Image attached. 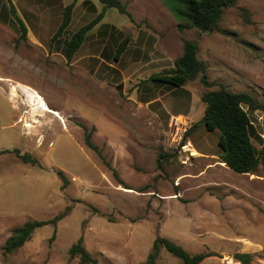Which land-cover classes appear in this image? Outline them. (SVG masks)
<instances>
[{
  "label": "rangeland",
  "instance_id": "1",
  "mask_svg": "<svg viewBox=\"0 0 264 264\" xmlns=\"http://www.w3.org/2000/svg\"><path fill=\"white\" fill-rule=\"evenodd\" d=\"M72 1L0 0V151L8 150L0 153V264H81L68 253L80 237L97 264H139L156 236L192 255L210 254L201 264H241L236 253L264 264V166L230 171L219 162L218 131L200 122L201 96L219 86L264 106V0L225 8L217 25L224 33L179 31L161 0H120L132 19L107 8L67 61L69 36L101 11L96 0H77L51 41ZM184 40L197 43L210 86L201 75L180 89L145 81L174 68ZM172 116L193 127L187 137L202 155L185 159L169 131ZM249 117L264 158V112ZM88 133L100 157L85 145ZM63 213L4 252L14 228ZM155 264L183 263L161 248Z\"/></svg>",
  "mask_w": 264,
  "mask_h": 264
},
{
  "label": "trees",
  "instance_id": "2",
  "mask_svg": "<svg viewBox=\"0 0 264 264\" xmlns=\"http://www.w3.org/2000/svg\"><path fill=\"white\" fill-rule=\"evenodd\" d=\"M73 0L66 5L62 11L60 25L51 41L58 39L71 21V14L75 6ZM101 5V11L86 25L80 27L71 34L64 44V54L67 61H71L75 52L83 44L86 33L95 27L103 18L107 8H114L120 14L132 19L126 6L120 0H96ZM168 8L172 16L179 22L178 30L183 27H192L199 31H218V23L221 20L225 8L234 5L236 0H161ZM245 15L244 12H242ZM11 14L18 23L20 38L25 39L26 28L23 22L16 15L15 9L11 8ZM128 39L124 38L118 43L113 53V60L119 61L126 49ZM197 43L184 40L182 43V55L174 61V68L167 71L151 75L147 80L155 84H163L171 88L180 89L187 82L195 80L199 75L202 85L209 87L210 83L205 76V69L202 63L197 59ZM201 101L205 104L204 114L200 122L207 131H218L217 145L220 149L219 162L225 165L230 171L237 174H254L260 165L264 166V158L257 151L252 142L254 130L250 124L249 115L256 110L261 109L264 112V106L257 104L254 98L244 92H228L224 87L219 86L215 91L204 93ZM245 107V108H244ZM193 127H190L186 136ZM85 145L94 151L99 157L98 148L90 141L89 133L84 138ZM180 149V148H179ZM8 150H2L0 153H6ZM14 153L23 163L38 165L37 160L29 155H20L18 150ZM57 175L66 184L67 180L61 171ZM115 175V172H114ZM65 213L55 216L46 221L30 220L12 230L10 237L4 245V252L10 253L21 247L27 242L32 233L45 225H55ZM55 232L52 235V239ZM163 248L170 255L180 260L183 264H201L204 259L210 256L208 253L190 254L181 246L175 244L169 239L156 236L149 254L144 262L139 264H155L160 249ZM70 258L78 257L81 264H97V260L92 258L82 245L80 237L76 243L72 244L68 250ZM234 258L241 264H249L251 256L247 253H236Z\"/></svg>",
  "mask_w": 264,
  "mask_h": 264
},
{
  "label": "built area",
  "instance_id": "3",
  "mask_svg": "<svg viewBox=\"0 0 264 264\" xmlns=\"http://www.w3.org/2000/svg\"><path fill=\"white\" fill-rule=\"evenodd\" d=\"M188 129L187 122L182 120L179 116H172L170 118L169 131L173 141L178 145L187 161H189L190 158L197 156L192 143L186 136Z\"/></svg>",
  "mask_w": 264,
  "mask_h": 264
},
{
  "label": "bare ground",
  "instance_id": "4",
  "mask_svg": "<svg viewBox=\"0 0 264 264\" xmlns=\"http://www.w3.org/2000/svg\"><path fill=\"white\" fill-rule=\"evenodd\" d=\"M37 98L40 99V96L37 95ZM43 108H44L47 112H50L51 114H53L56 118L61 119V115H60V113H58L57 111L50 110V109H48V108L45 107V106H43ZM24 126H25V127H29L30 125H29L28 123H25Z\"/></svg>",
  "mask_w": 264,
  "mask_h": 264
},
{
  "label": "crops",
  "instance_id": "5",
  "mask_svg": "<svg viewBox=\"0 0 264 264\" xmlns=\"http://www.w3.org/2000/svg\"><path fill=\"white\" fill-rule=\"evenodd\" d=\"M196 153H197V155H202V153H199V152H197V151H195Z\"/></svg>",
  "mask_w": 264,
  "mask_h": 264
}]
</instances>
